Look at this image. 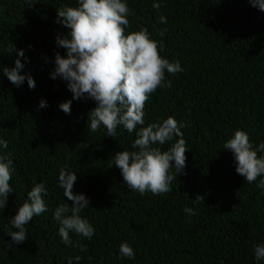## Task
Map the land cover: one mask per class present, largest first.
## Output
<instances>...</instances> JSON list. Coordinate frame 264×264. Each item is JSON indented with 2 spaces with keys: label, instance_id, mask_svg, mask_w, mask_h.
<instances>
[{
  "label": "trees",
  "instance_id": "16d2710c",
  "mask_svg": "<svg viewBox=\"0 0 264 264\" xmlns=\"http://www.w3.org/2000/svg\"><path fill=\"white\" fill-rule=\"evenodd\" d=\"M154 2L161 5L158 11ZM126 3L131 10L126 32L146 27L164 44L160 55L184 69L165 73L171 87L151 94L144 126L169 115L185 125L187 174H178L165 194L129 189L112 158L136 150L135 131L120 125L114 138L103 125L90 131L88 113L96 103L74 100L66 81L51 78L56 52L66 55L55 38L70 32L55 22L57 9L76 7L78 0H0V139L8 142L0 153L11 154L14 190L0 209V264H69L70 259L71 264H264L254 251L264 245V189L257 186L264 177L246 183L232 152L224 149L237 129L249 134L254 149L264 143V11L248 0ZM18 50L27 59L18 57ZM17 58L25 64L21 74L35 80L34 89L26 81L17 88L3 75ZM41 99L46 108H39ZM68 100L70 115L59 109ZM64 166L77 174L73 191L90 198L80 215L95 230L91 240L70 233L72 245L62 243L53 219L58 205L72 203L59 187ZM41 182L48 189V211L34 216L26 225L27 240L9 250L10 218ZM198 195L203 200L194 201ZM185 206L196 215L187 216ZM122 242L134 249L133 259L120 255Z\"/></svg>",
  "mask_w": 264,
  "mask_h": 264
},
{
  "label": "clouds",
  "instance_id": "9594fccd",
  "mask_svg": "<svg viewBox=\"0 0 264 264\" xmlns=\"http://www.w3.org/2000/svg\"><path fill=\"white\" fill-rule=\"evenodd\" d=\"M248 2L264 11V0ZM152 7L158 11L161 5L154 2ZM130 14L126 0H78L76 7L57 9L55 22L70 29V32L67 35L58 34L55 38L57 47L65 49L66 55L56 52L55 69L50 75L53 80L60 77L67 82L74 100L87 98L96 103V107L88 113L87 128L90 131L96 132L103 125L107 129L106 136L112 138L120 125L129 133L135 131L132 148L136 150L117 152L112 158L114 165L129 189L141 195L147 192L161 195L172 190L171 184L178 174H187L183 170L188 147L181 130L185 125L169 115L166 119L144 126V109L151 94L158 88L171 87L165 73L175 75L184 69L178 60L170 62L160 55L164 44L152 39L146 27L126 32L130 28ZM160 21L167 23L163 15ZM158 35L163 36L164 31L158 32ZM13 51L17 50L13 47ZM17 55L27 59L23 50H18ZM14 64V67H4L3 75L17 88L26 81L28 88L34 89L33 77L21 74L25 67L21 59L17 58ZM71 104L72 100L62 102L59 109L70 115ZM47 106V102L41 99L39 108ZM173 141L166 150L162 148ZM0 148L7 149L8 142L0 139ZM224 149L232 152L235 170L245 178L246 183L251 184L258 177H264V156L258 155L264 152V143L254 149L249 134L237 129L224 144ZM10 155L0 153V209L6 208L8 196L14 191L10 184L13 173ZM77 178V174L68 170L67 166L59 170V187L64 190V197L72 202L71 206L68 203L58 205L53 212V219L60 225L59 236L65 245H72L70 233L91 240L95 232L90 222L80 215L89 207L90 198L73 191ZM257 186L264 189V179H260ZM47 194L48 189L43 182L34 184L25 202L10 218L8 236L12 244L7 245L9 250L27 240L26 225L34 216L48 211L44 202ZM201 200L203 197L198 195L194 201ZM183 211L189 217L196 215L194 209L187 206ZM76 247L86 251L83 245L77 244ZM119 251L122 257L133 259L135 256L134 249L127 242L120 244ZM254 251L257 261L264 260V245H255ZM80 259L76 257L77 261Z\"/></svg>",
  "mask_w": 264,
  "mask_h": 264
}]
</instances>
